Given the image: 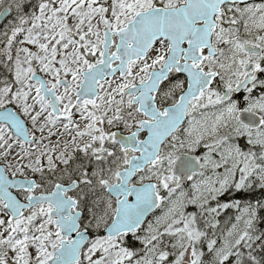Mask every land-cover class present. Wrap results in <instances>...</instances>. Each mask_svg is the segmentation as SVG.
Wrapping results in <instances>:
<instances>
[{
  "label": "snow or ice",
  "instance_id": "6c2138e0",
  "mask_svg": "<svg viewBox=\"0 0 264 264\" xmlns=\"http://www.w3.org/2000/svg\"><path fill=\"white\" fill-rule=\"evenodd\" d=\"M0 264H264V0H0Z\"/></svg>",
  "mask_w": 264,
  "mask_h": 264
}]
</instances>
